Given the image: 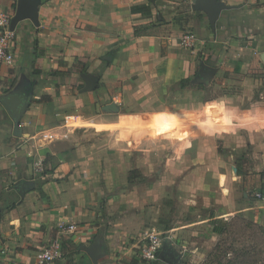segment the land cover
I'll return each instance as SVG.
<instances>
[{
	"label": "crops",
	"instance_id": "0c3cea01",
	"mask_svg": "<svg viewBox=\"0 0 264 264\" xmlns=\"http://www.w3.org/2000/svg\"><path fill=\"white\" fill-rule=\"evenodd\" d=\"M25 1L35 18L14 25V61L0 67V97L28 99L17 135L0 104V264H35L53 243V264H136L171 203L221 219L226 200L232 216L242 178L223 160L264 169V0L0 8L13 20Z\"/></svg>",
	"mask_w": 264,
	"mask_h": 264
},
{
	"label": "rangeland",
	"instance_id": "374dc122",
	"mask_svg": "<svg viewBox=\"0 0 264 264\" xmlns=\"http://www.w3.org/2000/svg\"><path fill=\"white\" fill-rule=\"evenodd\" d=\"M258 160L253 161L244 155L231 156L223 160L227 167L231 169V172L233 171L232 168L235 167L236 172L242 178V182L238 183V210L233 211L232 216L227 210L228 204L226 200L225 202H216L225 212L224 217L221 219L219 217L218 219L214 218V212L203 209L200 205L192 204L193 208H191L189 206L190 203H186V201L179 203L178 206L172 203L168 205V213L172 224L170 219L164 218V220L159 221V228L156 232L157 236L162 240L161 248H167L170 256L174 257L173 264H206L210 252L220 240L230 250L249 248V231L246 227H242L240 222L236 224V228L235 226L228 227L227 231L229 233L221 237L212 232L209 218H214L218 224L223 226L229 225L235 218H242L246 222L249 221L264 226V202L254 196L246 197L247 199L243 196L244 193L249 191H252L253 194L264 192V169L260 167ZM234 183V181H231L228 186H233ZM200 184L202 186V181H200ZM211 189L226 197V194L223 193L227 192L228 187L215 186V188ZM171 243L173 245H170ZM139 245L140 243H138ZM135 251L136 264H169L160 258L153 263H145L140 256V248H136ZM228 258L233 260L234 254L232 256L229 255ZM240 260L243 261L242 259Z\"/></svg>",
	"mask_w": 264,
	"mask_h": 264
},
{
	"label": "built area",
	"instance_id": "2783aa9c",
	"mask_svg": "<svg viewBox=\"0 0 264 264\" xmlns=\"http://www.w3.org/2000/svg\"><path fill=\"white\" fill-rule=\"evenodd\" d=\"M12 17L0 8V67H9L14 61L15 48L18 43L17 35L11 27ZM193 36L185 35L183 42L186 46H193ZM254 197L264 202V192L254 193ZM161 239L153 230L145 234L143 245L140 247V256L143 261L151 263L156 261L157 252L161 248ZM59 246L53 243L47 250L37 254L35 264H53Z\"/></svg>",
	"mask_w": 264,
	"mask_h": 264
},
{
	"label": "trees",
	"instance_id": "16d2710c",
	"mask_svg": "<svg viewBox=\"0 0 264 264\" xmlns=\"http://www.w3.org/2000/svg\"><path fill=\"white\" fill-rule=\"evenodd\" d=\"M39 101V100H38ZM134 172H132L133 174ZM210 224L212 225V232L224 237L229 232L228 227H233L239 222L242 227H246L249 231L250 246L249 248L230 250L225 247V243L220 240L213 250L210 252L206 264H264V226L255 224L253 222L244 221L242 218H235L227 226H223L217 223V221L210 217ZM163 248H160L157 252V258H160ZM234 254V259L229 257ZM242 259L243 261H239ZM225 262V263H223Z\"/></svg>",
	"mask_w": 264,
	"mask_h": 264
},
{
	"label": "water",
	"instance_id": "95a60500",
	"mask_svg": "<svg viewBox=\"0 0 264 264\" xmlns=\"http://www.w3.org/2000/svg\"><path fill=\"white\" fill-rule=\"evenodd\" d=\"M210 10H211V12L209 13L210 19L216 20L218 17L219 11L221 10L220 5L212 2L210 3ZM34 18L35 17L32 12V6L27 1H25L21 4V7L16 12L12 20L11 27L14 29V25L17 22H20L23 20H34ZM27 102H28L27 97L25 96V94H21V93L8 94V95L0 97V104L6 110L9 117L14 122V126H15L14 134L15 135H17L16 130L18 128V122H19L20 115L24 111ZM89 252H92V251H89ZM96 255L97 253L95 254V256ZM160 259L169 263L172 258L166 257L165 254H161Z\"/></svg>",
	"mask_w": 264,
	"mask_h": 264
},
{
	"label": "flooded vegetation",
	"instance_id": "af4514ba",
	"mask_svg": "<svg viewBox=\"0 0 264 264\" xmlns=\"http://www.w3.org/2000/svg\"><path fill=\"white\" fill-rule=\"evenodd\" d=\"M174 263V257L171 259V261L169 262V264H173Z\"/></svg>",
	"mask_w": 264,
	"mask_h": 264
}]
</instances>
